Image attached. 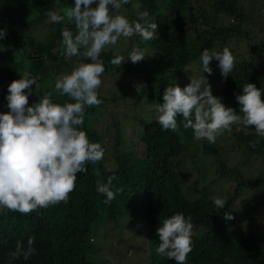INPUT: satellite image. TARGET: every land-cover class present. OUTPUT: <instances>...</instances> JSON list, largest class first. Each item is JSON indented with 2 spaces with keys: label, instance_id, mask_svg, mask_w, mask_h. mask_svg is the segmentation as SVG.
<instances>
[{
  "label": "trees",
  "instance_id": "16d2710c",
  "mask_svg": "<svg viewBox=\"0 0 264 264\" xmlns=\"http://www.w3.org/2000/svg\"><path fill=\"white\" fill-rule=\"evenodd\" d=\"M73 6L74 0H0V29L7 30L6 38L0 40V113L9 111L8 86L19 79L20 72L36 80L28 98L29 105L49 93L55 103L75 102L59 95L54 87L58 78L51 86L45 85L53 74L63 72L60 78L79 63L91 62L82 55L62 56L61 30L68 28L76 32L75 24L66 16ZM145 10L149 12V19L157 23L156 37L143 41L138 34L121 36L125 38L118 39L123 40L121 45L109 46L100 55L105 66L102 84L107 85L111 76L126 75L138 85L134 98L110 110L114 148L108 151L98 129L90 125L99 109L117 98L99 88L97 94L102 103L85 106L84 122L78 127L86 132L90 142L101 144L103 159L87 164V171L77 174L67 203L62 201L27 215L0 211V264H8V252L15 249L17 241L26 246L30 236L35 238L36 254L28 260L21 257L12 264H92L91 238L97 226L109 222L122 227L135 217H142L145 223L148 245L146 260L135 264H176L156 251L160 243L158 227L176 213L190 216L193 223L192 251L186 264H264V228L262 231L245 229L235 226L233 219L223 218L224 212L233 215V202L240 199L247 206V217L252 220L257 197L251 192L255 191L264 204V179L245 181L237 166L229 167L220 160L214 144L194 139L192 128H184L182 116L177 117L179 131L162 130L158 116L150 119L137 110L140 106L163 103L162 81L173 83L180 79L183 86L193 74L202 77L200 56L204 50L212 52L215 46L223 50L229 41L243 39L247 40V56L235 61L233 71L227 78L223 77L222 86L215 93L226 107L243 117L236 95L245 84L253 83L261 88L264 99V36L255 34V29L252 32L255 11L243 7L240 0H129L121 9L110 13L123 15L130 23H143L138 13ZM49 12H57L64 19L52 22ZM225 17L226 23H223ZM144 45L151 48V56L145 55L144 60L133 64L127 56L134 48L142 50ZM118 55L125 60L120 66H114L110 61ZM127 89L130 94L132 87ZM135 136L137 145L142 147L140 153L135 151ZM230 137L245 152L264 154V137L242 123L232 126ZM201 159L203 164L214 167L217 180L234 183L223 209L217 210L213 198L206 193L213 180L202 185L201 195L197 197L188 195L184 189V169H191L193 165L198 168ZM201 174L199 179L204 181ZM109 176L115 177L112 190L122 188L123 191L106 204L105 196L96 190V181L102 178L106 183ZM260 222L264 227V215Z\"/></svg>",
  "mask_w": 264,
  "mask_h": 264
},
{
  "label": "clouds",
  "instance_id": "9594fccd",
  "mask_svg": "<svg viewBox=\"0 0 264 264\" xmlns=\"http://www.w3.org/2000/svg\"><path fill=\"white\" fill-rule=\"evenodd\" d=\"M129 0H74V6L66 13L69 22L75 24L76 32L61 30L64 54L67 57H81L91 62L79 63L69 74L58 78L55 89L60 96H67L75 102L63 105L53 102L51 93L38 102L29 105L35 78L24 74L8 86L9 111L0 113V211L9 210L27 215L39 208L67 203L74 190L77 174L87 171L86 165L103 159L104 149L98 142H90L85 131V106L102 103L98 89L105 72L101 52L118 39L138 34L143 41L156 37L157 23L149 19V12L138 13L141 22H132L123 15H111L110 10H119ZM135 7H139L136 5ZM52 22H61L64 17L49 12ZM7 36L6 29H0V40ZM83 48V53H81ZM135 64L145 59L144 51L134 48L127 56ZM215 59L224 78L233 71L235 57L228 47L222 52L201 53L202 71L212 75L210 62ZM125 57L118 55L110 63L120 66ZM190 83L181 88L172 85L165 88L163 103L154 105L158 123L162 130L179 131L177 117L182 116L184 128H192L196 141L206 140L214 144L219 135L231 131L233 125L254 127L256 134L264 137V99L262 89L253 83L243 86L236 95L243 117L214 96L207 78L189 77ZM27 90V91H25ZM194 117V119H193ZM247 135V133H245ZM114 176L105 183L96 181V190L105 196L104 202L111 203L122 188L112 190ZM227 197H213L217 210L223 209ZM219 212V211H217ZM225 220H232L231 212H224ZM192 218L176 213L158 227L160 238L156 251L176 264H186L192 251ZM35 238L29 237L27 245L17 241L15 249L8 252V264L23 257L28 260L36 254Z\"/></svg>",
  "mask_w": 264,
  "mask_h": 264
},
{
  "label": "rangeland",
  "instance_id": "374dc122",
  "mask_svg": "<svg viewBox=\"0 0 264 264\" xmlns=\"http://www.w3.org/2000/svg\"><path fill=\"white\" fill-rule=\"evenodd\" d=\"M240 3L246 9L251 8L252 11H255V28L252 29V32L254 33L255 29V34L257 32L259 36H264V0H240ZM260 14H262V16ZM48 18L50 20L49 16ZM222 22L226 23V17L222 19ZM120 38L125 39L123 37ZM122 43L123 40L117 41L118 45H121ZM124 43L126 44L127 40H125ZM226 47H228L233 53L235 61L241 60L248 54L247 40L239 39L237 42L229 41ZM142 50L146 56H151V48H148L147 45H144ZM213 51L218 53L222 52V50L218 49V46H215ZM62 56L65 57L66 55L63 53ZM210 67L213 69L212 75L209 76L208 73L204 72L203 75H201L202 77L194 76L195 74H193V78L205 79L206 77L211 86L213 95L215 96V93L219 91L222 86L223 77L218 66V61L213 59L210 62ZM192 69L196 72L194 65H192ZM24 74V72H20L19 79ZM61 74H63V72H60V74H53V78H49L48 81L45 82V85L51 86L52 82L59 78ZM162 82L164 90L166 87L172 85H179L183 88L190 83L189 80H185L182 86V80L180 79L174 80L173 83H169L170 80H164ZM128 86L132 87L130 94H128L130 91L128 93L126 92ZM100 89L108 94V96H116L117 98L114 99V102L101 107L96 114V117L92 119L90 125L98 129L103 144L106 145L108 151H112V148H114L115 145V131L110 110L113 109L114 105L120 107L127 99L134 98L135 94L138 93V85L131 77L120 75L108 78V84H101ZM133 108H135V106H132V109ZM119 110L122 112V108H119ZM137 110L139 114L147 116V118L150 119L158 116L154 110V105L152 107L146 105L140 106ZM248 128L251 131H255L254 127ZM230 132L225 131L222 135H219L214 143V146L218 149L220 160L229 167L237 166L242 171L245 181H248L249 179H264V154L254 155L245 152L244 149L238 147V145L233 142L230 137ZM133 142L135 144V151L140 153L142 147L139 144L137 145L136 136L133 138ZM199 155L202 154L199 153ZM201 158L206 159L205 156H202ZM202 159L200 163L198 162V164H200V168L198 167L199 169L194 165L191 169H184V176L186 178L184 182L185 191L192 197L200 196L202 185L213 180V183L210 184L206 192L207 195L212 198L216 196H229L234 186L233 181L227 179H223L222 181L217 180L214 167H208L206 163L203 164ZM188 161L190 160L188 159ZM201 166H203V169H201ZM200 170L202 171V174L200 173ZM200 174L201 177L204 178V181L199 179ZM251 194H255L257 197V206L252 210L254 218L251 220L247 217L248 215L245 213V208H247V206H245L240 199H237L233 202L234 219L232 222L235 226L240 225L245 229L262 231L264 227L260 221L264 215V204L255 191L251 192ZM137 230H140V233H137ZM91 239V253L94 256L92 264H135L144 259L146 260L148 255L146 229L142 217H135L133 221L122 227H115L109 222L99 224Z\"/></svg>",
  "mask_w": 264,
  "mask_h": 264
}]
</instances>
